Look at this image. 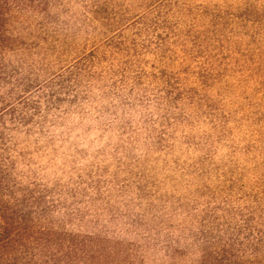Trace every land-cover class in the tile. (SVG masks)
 <instances>
[{
  "label": "rangeland",
  "instance_id": "1",
  "mask_svg": "<svg viewBox=\"0 0 264 264\" xmlns=\"http://www.w3.org/2000/svg\"><path fill=\"white\" fill-rule=\"evenodd\" d=\"M10 28L0 169L36 227L264 264V0H36Z\"/></svg>",
  "mask_w": 264,
  "mask_h": 264
},
{
  "label": "trees",
  "instance_id": "2",
  "mask_svg": "<svg viewBox=\"0 0 264 264\" xmlns=\"http://www.w3.org/2000/svg\"><path fill=\"white\" fill-rule=\"evenodd\" d=\"M36 0H0V85L12 79L7 65L8 55L15 51L21 39L14 35L10 21L15 11H26ZM0 128L6 116L16 119V108L7 106L0 96ZM26 103L27 101H23ZM26 122L25 115L20 117ZM1 135V133H0ZM3 137L0 136V140ZM27 195L16 186L7 184L0 169V264H122L114 247L90 237L36 227Z\"/></svg>",
  "mask_w": 264,
  "mask_h": 264
}]
</instances>
